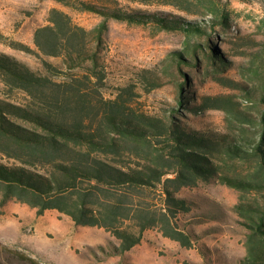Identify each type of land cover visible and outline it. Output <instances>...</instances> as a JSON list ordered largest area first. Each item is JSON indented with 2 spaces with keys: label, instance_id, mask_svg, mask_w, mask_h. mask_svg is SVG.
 <instances>
[{
  "label": "trees",
  "instance_id": "obj_1",
  "mask_svg": "<svg viewBox=\"0 0 264 264\" xmlns=\"http://www.w3.org/2000/svg\"><path fill=\"white\" fill-rule=\"evenodd\" d=\"M56 1L103 20L89 30L65 11L52 9L48 25L35 31L36 51L19 46L42 60V71L0 53L1 81L10 93L22 91L28 100L22 105L0 99V153L13 161H0V205L15 200L39 214L57 210L76 225L104 228L118 241L112 249L116 255L140 244L152 228L192 247L191 235L177 220L191 211L192 202L177 193L216 179L239 192L234 212L245 229L246 249L239 264H264V78L252 87L242 85V101L234 95L208 96L188 106L195 113L222 110L224 132L186 131L137 111L131 88H121L111 100L95 89L105 81L101 53L110 19L181 32L188 39L184 51L174 53L179 64H195L205 48L212 61L225 67L228 61L213 46L209 29L231 28L228 0H210L200 15L207 18L196 21L126 11L107 4L110 0ZM196 36L206 42L193 41ZM259 45L254 60L264 64V41ZM144 73L141 77L150 79ZM93 88L98 94L94 103L88 98Z\"/></svg>",
  "mask_w": 264,
  "mask_h": 264
},
{
  "label": "rangeland",
  "instance_id": "obj_2",
  "mask_svg": "<svg viewBox=\"0 0 264 264\" xmlns=\"http://www.w3.org/2000/svg\"><path fill=\"white\" fill-rule=\"evenodd\" d=\"M209 2L110 0L107 4L126 11L196 21L207 18L200 15L207 11ZM225 3L231 13V28L209 29L213 46L228 61L225 67L212 61L205 48L199 50L195 64H179L174 53L183 52L188 39L181 32L158 31L153 26L110 19L101 53L105 81L95 89L111 100L121 88H131L137 111L157 115L186 131L224 132L222 110L195 113L188 106L199 104L208 96L234 95L242 101L245 99L242 85L248 83L252 87L264 78V64L254 60L261 48L259 44L264 41V0ZM55 8L65 11L75 24L89 30L103 20L94 13L66 8L56 0H0V53L42 71V60L19 46L23 44L36 51L35 31L48 25L49 13ZM205 40V37L193 38L201 44ZM46 59L54 64L61 62L56 58ZM143 73L150 79L141 77ZM181 86L185 92L183 103L179 101ZM95 89H91L88 97L93 103L98 99ZM0 99L22 105L28 101L22 91L10 93L1 79ZM0 161L13 163L1 153ZM177 196L192 202L191 211L177 216L179 228L193 239L192 247H184L165 237L158 228H152L144 232L140 244L122 255L113 254L118 241L104 228L79 226L57 210L39 214L36 208L9 201L0 205V264H239L246 254L245 229L234 212L239 192L212 179L194 187H183Z\"/></svg>",
  "mask_w": 264,
  "mask_h": 264
}]
</instances>
